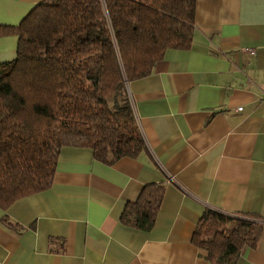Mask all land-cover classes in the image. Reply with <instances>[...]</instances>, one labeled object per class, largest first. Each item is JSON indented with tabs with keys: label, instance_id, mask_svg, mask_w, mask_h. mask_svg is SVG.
Returning a JSON list of instances; mask_svg holds the SVG:
<instances>
[{
	"label": "crops",
	"instance_id": "0c3cea01",
	"mask_svg": "<svg viewBox=\"0 0 264 264\" xmlns=\"http://www.w3.org/2000/svg\"><path fill=\"white\" fill-rule=\"evenodd\" d=\"M40 1L0 0V25ZM194 5L190 47L126 84L144 149L104 162L61 147L46 189L0 207V264H213L191 242L207 209L254 218L234 264H264V0ZM17 41L0 35V64ZM146 186L162 188L147 230L120 219Z\"/></svg>",
	"mask_w": 264,
	"mask_h": 264
},
{
	"label": "trees",
	"instance_id": "16d2710c",
	"mask_svg": "<svg viewBox=\"0 0 264 264\" xmlns=\"http://www.w3.org/2000/svg\"><path fill=\"white\" fill-rule=\"evenodd\" d=\"M195 0H42L17 25L15 58L0 64V207L46 189L60 148L112 162L145 147L127 94L169 48L188 49ZM162 197L146 186L120 219L149 229ZM13 229L7 218H2ZM256 221L207 209L191 242L213 264H234Z\"/></svg>",
	"mask_w": 264,
	"mask_h": 264
},
{
	"label": "built area",
	"instance_id": "2783aa9c",
	"mask_svg": "<svg viewBox=\"0 0 264 264\" xmlns=\"http://www.w3.org/2000/svg\"><path fill=\"white\" fill-rule=\"evenodd\" d=\"M245 50L248 51V52H250V53H253L254 52L253 48H245ZM261 97L264 98V92H262ZM238 109H240V107ZM134 118H135V116H134Z\"/></svg>",
	"mask_w": 264,
	"mask_h": 264
}]
</instances>
